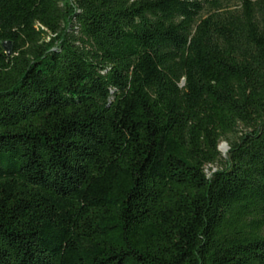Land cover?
<instances>
[{
	"label": "trees",
	"instance_id": "obj_1",
	"mask_svg": "<svg viewBox=\"0 0 264 264\" xmlns=\"http://www.w3.org/2000/svg\"><path fill=\"white\" fill-rule=\"evenodd\" d=\"M0 264H264V0H0Z\"/></svg>",
	"mask_w": 264,
	"mask_h": 264
},
{
	"label": "rangeland",
	"instance_id": "obj_2",
	"mask_svg": "<svg viewBox=\"0 0 264 264\" xmlns=\"http://www.w3.org/2000/svg\"><path fill=\"white\" fill-rule=\"evenodd\" d=\"M224 142V141H223ZM223 142H221L220 144H219V149H220V151L223 153V154H225L226 152H227V150H228V145H227V143L226 142H224V143H226V146H227V149H224V147H223Z\"/></svg>",
	"mask_w": 264,
	"mask_h": 264
},
{
	"label": "water",
	"instance_id": "obj_3",
	"mask_svg": "<svg viewBox=\"0 0 264 264\" xmlns=\"http://www.w3.org/2000/svg\"><path fill=\"white\" fill-rule=\"evenodd\" d=\"M223 147H224V149H227L226 143H224V142H223Z\"/></svg>",
	"mask_w": 264,
	"mask_h": 264
}]
</instances>
